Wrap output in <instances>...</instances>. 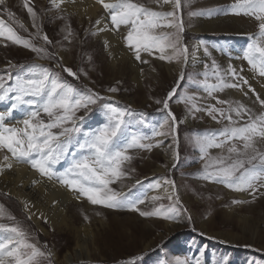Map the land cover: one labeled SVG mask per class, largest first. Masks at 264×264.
<instances>
[{
	"label": "snow or ice",
	"instance_id": "snow-or-ice-1",
	"mask_svg": "<svg viewBox=\"0 0 264 264\" xmlns=\"http://www.w3.org/2000/svg\"><path fill=\"white\" fill-rule=\"evenodd\" d=\"M76 3L77 0H48V7L38 8L34 0H23V8L30 18L29 28L14 21L15 14L6 8V0H0V46H17L32 54L28 62L16 63L9 59L0 68V104L4 105L0 109V176L13 170L22 175L27 169L32 173L30 187L44 186L47 192V184H51L69 193L78 203L86 201L104 209L137 213L146 219L183 221L196 232L195 217L169 176L150 182L148 192L135 194L144 183L134 178L135 162L147 159L145 154L163 147L171 167L168 163L161 167L170 172L180 158L181 125L189 118L206 117L220 127L185 137L203 161L196 174L198 179L246 197L232 199L223 207L249 205L264 199V93L257 91L243 75V68L238 69L231 63L221 67L209 48L203 46L208 62L203 65L200 82H194L197 91L181 94L183 83L191 79L185 69L190 60H197L202 47L198 44L190 51L184 42L182 10L190 7L191 0H147V3L94 0L91 7H96L101 14L94 22L87 17L91 28L84 29L86 37L100 38L105 33L117 36L133 61L149 65L152 72H156L151 66L153 58L178 66L170 90L161 97H148L158 106L156 111L163 114L157 124L147 121V113L121 103L117 94L121 92L122 81L116 80L106 87L97 84L92 75L97 70L93 55L81 51L80 64L66 62L65 55L72 51L70 46L76 41L82 45L86 42L71 25L75 13L67 11V6ZM5 12L8 20L17 23L27 36L20 35L6 22ZM53 12L55 19L63 22L59 40L51 39L44 31V20ZM219 14L247 18L254 25L256 31L247 33V43L239 59L264 80V0H233L228 8L193 10L188 16L212 18ZM102 43L105 52L112 56V44L107 36ZM44 61L48 63H41ZM144 71L141 67L142 77ZM260 87L264 89V84ZM229 89L239 92L240 99H222L217 95ZM200 92L205 95L201 96ZM174 99L184 105L181 116L170 106ZM210 149L219 152L212 155ZM127 182H131L130 186ZM17 187L24 188L23 179ZM149 192L156 194L149 195ZM164 200L168 203H163ZM13 203L19 205L26 221L35 217L45 225L50 224L48 216L28 197L0 188V264H57L55 251L47 242L41 243L10 210ZM58 203L59 200H52L53 207ZM213 212L209 208L203 218L209 219ZM83 218L90 222L87 214ZM200 235L205 233L200 231ZM156 247L161 248L163 244ZM196 252L198 255L171 258L166 255L161 264H205L204 248L198 247ZM145 255L142 252L117 260L115 264H146ZM216 264H229L228 257H222Z\"/></svg>",
	"mask_w": 264,
	"mask_h": 264
},
{
	"label": "rangeland",
	"instance_id": "rangeland-1",
	"mask_svg": "<svg viewBox=\"0 0 264 264\" xmlns=\"http://www.w3.org/2000/svg\"><path fill=\"white\" fill-rule=\"evenodd\" d=\"M9 1L6 2V8L15 14L14 21L22 22L30 28V18L23 5L22 7L18 6L17 0ZM142 2L147 3V0H142ZM232 2L233 0H191L190 7L183 8L184 42L189 45L190 51L198 44L202 47L197 55L198 60H190L189 66L185 69L187 77L191 79H186L183 83L181 94L184 91L190 93L197 91L194 82H200L199 76L204 71L203 65L208 62V57L203 54V46L209 48L221 67H226L231 63L236 64L238 69L243 68V75L251 79L250 81L257 91L260 90L264 93V89L260 87L261 84H264V80L254 74L245 61L239 59L241 49L247 43V33L256 31L254 25L247 18L232 15L219 14L213 15L212 18L188 16L189 11L193 10L228 8ZM36 5L38 8L49 6L48 0ZM165 10H168L167 7ZM100 14L101 12L99 16ZM3 18L16 28L20 35L27 36V33L23 32L17 23L8 20L6 12L3 13ZM62 24V21L55 19V12H53L44 20V31L51 39L59 40L61 39L59 28ZM71 25L80 33V39L86 42L83 45L80 41L74 42L70 46L72 51L65 55L66 62L70 65L80 64L81 51L90 53L97 66L96 72L92 74L93 79L99 86L106 87L115 83L116 80L122 81L121 92L117 94L121 103L131 104L137 111L147 113L146 119L151 124L161 122L163 114L156 111L158 106L152 104L148 97L150 95L161 97L170 90L178 66L169 65L167 62L153 58L151 66L156 69V72H152L149 65H139L138 62H134L124 48L128 58L113 64L111 56H108L103 48V40L85 36L84 29L91 28L87 19H78L76 15H73ZM9 59L16 63H25L32 59V54L21 47L9 46L5 48L0 46V68H3ZM41 63L47 64L48 62ZM141 67L145 70L143 77L140 74ZM210 71L209 69V73ZM199 94L205 95L203 92ZM217 95L222 99H240V93L234 89L217 93ZM170 106L178 116L183 114L184 105L177 104L175 99L170 102ZM3 107L4 105L0 104V109ZM219 127L220 125L206 117L203 120L189 118L187 123L182 124L180 127V158L176 167L170 172L161 167L164 163H168L171 167V161L165 155L163 147L153 149L151 153L145 154L147 159L135 162L137 171L134 178L144 181L143 186L139 187L135 194L142 195L148 192L149 183L156 178L169 176L176 182L184 204L195 217V226L198 229L196 232H193L191 227L183 221L146 219L139 217L137 213L104 209L101 206H92L86 201L83 203L69 201L64 207V223L45 225L42 222L41 227L48 233L44 234L32 221L25 220L18 204H11L10 210L24 222V226L29 228L34 236H38L41 243L47 242L48 246L57 253V264H67L62 260L67 253L75 257L69 264H81V261L84 264H115L117 260L142 252L146 254V264H161L166 255L169 258L175 255H198L196 252L198 247L204 248L206 252V256L203 258L205 264H216L217 260L225 256L228 257L229 264H264V199H259L249 205L223 207V205L230 204L232 199L242 198L237 197L236 192L219 184L205 182L198 179L196 175L201 169L203 161L198 159V151L188 143L185 137L198 131ZM210 152L212 155H216L219 150L210 149ZM158 168H161L162 171H156ZM127 183L130 186L131 182ZM193 189L204 199L201 200L197 195H194ZM152 194L153 192H149V195ZM209 196L212 197L211 200L208 199ZM216 196H220L222 199H216ZM55 199L58 198L55 197ZM162 202L168 203L167 200ZM141 207L144 208L146 205ZM209 208L214 212L209 219L205 220L203 217ZM96 212H100L101 215L97 216ZM84 214L90 217V222L84 220ZM82 227H87L95 239V247L91 246L89 238L85 239L88 240L89 258L84 254L79 257L75 254ZM53 228L55 231L52 230ZM200 231H203L205 235H200ZM210 236L215 239H209ZM161 243L163 247L157 248L156 246ZM147 245L148 247H146ZM245 245H251V247ZM189 248H191V252Z\"/></svg>",
	"mask_w": 264,
	"mask_h": 264
},
{
	"label": "bare ground",
	"instance_id": "bare-ground-1",
	"mask_svg": "<svg viewBox=\"0 0 264 264\" xmlns=\"http://www.w3.org/2000/svg\"><path fill=\"white\" fill-rule=\"evenodd\" d=\"M7 1H9V0H6V2ZM43 1H46V0H34V2L36 4L43 3ZM11 2H12V0H11ZM93 2H94V0H83V3H80V0H77V3L75 5L67 6V11L74 12L75 15L78 17V19H81V18L87 19V17L90 16L92 18V21H95V19H97L99 17L100 11L96 7H91ZM17 4H18V6L22 7L23 0H17ZM84 9H87L86 13H85ZM88 22H89V20H88ZM105 36H107V38L111 41V44H112V56H111L112 63L115 64L119 60L127 59L128 55L125 52V50L123 49V46H122L121 42L119 41V38L115 35H110V34L105 33L100 37V39L103 40ZM197 55H199V54H197ZM234 65L237 66L236 64H234ZM156 171L161 172L162 169L158 168ZM31 178H32V173L30 171H28L27 169L23 170L22 175L17 170L8 171L3 176H0V188H4L6 190H11L14 194H20L21 196L28 197L36 205L37 209H39L41 212L45 213V215L48 216L50 224H52V225L63 224L65 221V217H64L65 205L69 201H74L75 203H78V202L75 201L69 193H67L66 191H64L62 189L57 190V189L53 188L51 184H47V192H45L44 186H36L34 188L30 187L29 181ZM20 179H23V181H24V188L23 189L17 187V184L19 183ZM55 197L58 198L57 200H59L60 203H58L55 207H53L52 206V200L55 199ZM237 197L244 198L245 196L243 194L237 193ZM32 222L35 224V226L37 228H39L42 232H44V234H48L41 227L42 221L37 220L34 217ZM80 231H82V233H81V236L77 242L75 254L77 257L84 254L87 258H89L90 253L88 251V243H87L88 240H85V239L89 238L91 246H93V247H95V239L93 238V234L91 233L90 230H88L87 227H82V229ZM231 239H232V237H231ZM142 243H141V245H142ZM146 247H148V245ZM56 258H58L57 253H56ZM74 258L75 257H73L72 254L67 253L63 256L62 260L64 263L69 264L70 262L73 261Z\"/></svg>",
	"mask_w": 264,
	"mask_h": 264
}]
</instances>
